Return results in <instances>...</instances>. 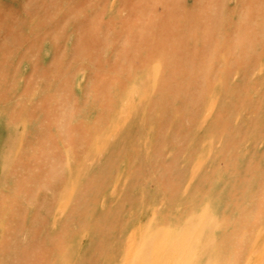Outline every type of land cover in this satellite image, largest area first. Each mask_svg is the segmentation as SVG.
Segmentation results:
<instances>
[{"label":"rangeland","instance_id":"1","mask_svg":"<svg viewBox=\"0 0 264 264\" xmlns=\"http://www.w3.org/2000/svg\"><path fill=\"white\" fill-rule=\"evenodd\" d=\"M179 262L264 264V0H0V264Z\"/></svg>","mask_w":264,"mask_h":264},{"label":"bare ground","instance_id":"2","mask_svg":"<svg viewBox=\"0 0 264 264\" xmlns=\"http://www.w3.org/2000/svg\"><path fill=\"white\" fill-rule=\"evenodd\" d=\"M146 242V241H145ZM184 257V256H183ZM183 259V258H182ZM182 259L180 258V260L182 261ZM134 260V259H133ZM178 264H180V262L178 263Z\"/></svg>","mask_w":264,"mask_h":264}]
</instances>
